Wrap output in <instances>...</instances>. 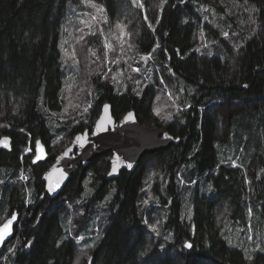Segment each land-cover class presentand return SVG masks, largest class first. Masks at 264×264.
<instances>
[{
	"label": "trees",
	"instance_id": "16d2710c",
	"mask_svg": "<svg viewBox=\"0 0 264 264\" xmlns=\"http://www.w3.org/2000/svg\"><path fill=\"white\" fill-rule=\"evenodd\" d=\"M79 2L0 0V124L9 125L0 127V139L11 140V150L0 152V223L12 211L20 215L0 264H89V257L91 264H264V253L252 252L254 243L242 239L246 230L254 231L253 224L259 238L264 234V174L256 179L264 169V0H248L247 5L238 0L239 7L237 0H198L207 12L193 0H168L162 12L160 0H144L155 32L131 0H95L105 8L108 25L118 20L128 25L136 56L157 41L169 50L170 60L160 50L152 58L163 86L180 94L169 120L154 114L158 84L137 90L129 84L117 92L109 80L101 79L106 62L99 36L84 46L97 47L92 85L82 97L91 106L78 118L75 111H63L66 73L60 44L68 13ZM245 8L256 9L252 19ZM157 15L160 24L153 19ZM104 104L111 105L116 121L134 111L142 126L162 129L180 142L145 156L135 170H122L112 181L106 180L109 155L80 166L51 199L43 191V174L75 135L91 129ZM186 104L192 107L184 110ZM37 139L48 156L32 164ZM26 147L33 151L22 161ZM222 154H230L239 167H232ZM149 168L155 178L147 191ZM22 174L28 177L25 182L19 179ZM245 176L250 184H245ZM207 182L213 183L210 195ZM29 198L32 203L25 207ZM145 219L162 221L160 235L148 229ZM227 228L244 232L229 240ZM77 235L84 240L76 243ZM28 240L33 243L25 248ZM185 241L192 247L185 248ZM13 245L15 255L8 252ZM246 250L253 261L244 259Z\"/></svg>",
	"mask_w": 264,
	"mask_h": 264
},
{
	"label": "rangeland",
	"instance_id": "374dc122",
	"mask_svg": "<svg viewBox=\"0 0 264 264\" xmlns=\"http://www.w3.org/2000/svg\"><path fill=\"white\" fill-rule=\"evenodd\" d=\"M93 16H96L97 19L93 20ZM81 20L87 21L90 27H86L85 24H82L80 22ZM105 20H107L105 13L98 12L90 5L82 4L81 0L78 6L74 7L73 9H70L68 13V19L66 20V24L64 27V36L60 44V49L62 52V66L66 73L63 89V99L65 101L63 111L66 113L70 112V114H72L71 112L75 111V116L76 118H78L85 113V108L89 110V105L91 106V102L86 98L82 99V97L84 96V91L87 89V87L89 89V87L92 85L89 81L91 78L90 72H93L92 69L96 66L94 60H92V57L97 56V47H90L84 50V46H90V42L85 41L90 40L92 42V40L96 36H99L101 37V39L99 40L103 56L105 51V42H108L112 45V49L108 52V62L104 64L103 72L100 73L101 79L109 80L110 83L116 87L117 92H120V90L124 91L129 84H132V86H134L136 90L141 89V85L148 86L158 84L156 87L157 93L154 109L159 108L161 110V114L158 116L161 120H169L166 119V116L168 113L172 114L173 109H177V106L179 107L178 103L176 102L180 94L175 93V90H170L167 86H163V84L160 83V80L162 79L161 73L158 67L152 62V58L146 61L141 60V56L138 57L132 52V48L130 49L128 47V45L130 43L132 44L133 42L132 35L129 36L126 34L123 39H121V30L115 27L116 23L108 25V21L105 22ZM81 37L83 38L81 39ZM65 52H67L69 55L66 56ZM89 53L90 55L86 60H81L84 55H88ZM93 53H95V55H93ZM72 54H74V58H71ZM86 62H88V64H85ZM90 64L91 69H89ZM136 66L140 67L139 74L133 73L131 71L132 67ZM109 69H111L112 71H109ZM104 73H107V79L104 78ZM113 76L116 77V80L120 81L119 84H117L116 81L112 79ZM129 77H133V79H129ZM135 79H139L140 83L136 84L134 82ZM169 92L171 93V98L169 96ZM157 97H159V99H157ZM42 99L43 89L38 98L40 104L42 103ZM53 125L55 127L58 126L57 122H55ZM229 157H231L230 154L221 155L222 159H229ZM227 161L231 162L230 160ZM22 175L26 176L25 174ZM154 175V170L152 168H149L146 178L147 191L151 190L153 186L155 178ZM23 181L25 182V180ZM207 184H211L213 186V183L211 182H207ZM206 190L210 195L212 190L209 191L208 186ZM249 208L251 207L249 206L248 209ZM251 217H249V215L247 216L249 222L252 219ZM252 227L254 231L246 230V233L242 238H247L246 242L254 243V246L251 247V250L255 247L256 243H260V239L264 241V234L261 238H259V236H257L258 234H256V229H254L256 228L254 224L252 225ZM70 228H73L71 224ZM229 231L230 234L228 233ZM226 232L227 233L225 234H227L226 236H228L229 240L232 238L237 240V235H239V233L243 234L244 230H242V228H237L236 230H231L230 228H227ZM249 236L252 237V240L248 239ZM253 237L255 238L253 239ZM244 241H242V243ZM246 244L251 245L250 243Z\"/></svg>",
	"mask_w": 264,
	"mask_h": 264
},
{
	"label": "snow or ice",
	"instance_id": "6c2138e0",
	"mask_svg": "<svg viewBox=\"0 0 264 264\" xmlns=\"http://www.w3.org/2000/svg\"><path fill=\"white\" fill-rule=\"evenodd\" d=\"M185 0H179V3H184ZM194 3H197L198 4V0H193ZM81 3L82 4H86V5H90L92 8L96 9L98 12L100 13H104L105 12V8L102 6V5H99L95 2V0H81ZM168 3V0H160V4H159V9L160 11L162 12L163 9H164V6L165 4ZM244 4L247 5L248 4V0H244ZM131 5L141 11H144L145 14L143 15V20L145 22V24L147 25V28L149 30H151L152 32H155L156 29H155V25L152 23V21L150 20L149 16L146 14V9H145V2L144 0H131ZM236 6H240L239 5V2L237 0V4ZM173 7H175V5H173ZM198 8L200 11H204V12H207L208 11V8L203 5V4H198ZM245 11H249L250 12V16H249V19H252V16H251V13H254L256 11L255 8H252V9H248V8H245ZM93 20H96L97 17L96 16H93L92 17ZM155 20V24H160L161 23V19L159 17V15L155 16L153 18ZM205 19H207V17H205ZM82 24H85L86 27H90V25H88V22L85 21V20H81L80 21ZM105 22H107V20H105ZM132 21L130 20L129 23H131ZM187 22V21H185ZM253 23H255V21L253 20ZM115 27L120 29L121 30V34H120V38L123 39V37L127 34L129 36H131V32H127V29H128V25L127 24H124L122 23L121 21H117L116 24H115ZM222 35L227 38V36L229 35L227 32H223ZM83 37H81L82 39ZM199 38L201 40L205 39V34H204V31L203 29L200 30L199 32ZM135 45L133 44H129L128 47L131 49L133 48ZM204 47H206L207 45H203ZM104 59H105V62H108L107 60V57H108V52L112 49V45L108 42H105L104 44ZM160 50L162 52V54L167 57L169 60L171 59V55L169 54V50L167 48H164L162 47V45L157 41L155 44H153L151 46V49L150 51L146 52L144 55L141 56V60H148V59H151L153 58L154 54L157 53V51ZM200 49L199 48H196L195 51H199ZM191 51V50H190ZM209 55H211V52L208 53ZM65 55L68 56L69 54L67 52H65ZM93 55H95V53H93ZM176 55L177 56H182V53L180 51V49H176ZM186 55V54H184ZM71 58H74V54H72V57ZM99 58V57H98ZM114 62V61H113ZM165 68L167 69L168 73L172 76H175V72L173 71V69L168 66L167 64H165ZM109 71H112L111 69H109ZM131 71L133 73H137L139 74L140 73V67L139 66H136V67H132ZM104 78L107 79V73H104ZM122 75V73H121ZM113 80L116 81L117 84L120 83L119 80H116V77L113 76L112 77ZM129 79H133V77H129ZM136 84H139L140 81L139 79H135L134 81ZM160 83H165L164 79L162 78L160 80ZM245 88L248 87L247 84L243 85ZM139 94V93H137ZM169 96L171 98V93L169 92ZM157 99H159V97H157ZM90 107V105H89ZM192 105L191 104H186L185 107H184V110H187L189 108H191ZM110 108L109 105H104V109L105 110H108ZM87 108L84 109L85 112H87ZM154 113L159 116L161 114V110L159 108L157 109H154ZM172 116L171 113H168L167 116H166V119H170ZM133 117V113L129 112L126 114L125 116V120L127 121L128 119H131ZM79 121H77L78 123ZM9 125H5V124H0V127H8ZM21 131L23 132L24 129H21ZM99 131H106V129L104 128H101L99 124L96 125L95 129H92L91 132L93 135L97 134V132ZM88 136H89V130L86 129L84 132H82L81 134L77 135L73 141L74 144H78V146L80 148H84L85 147V144L86 143H89L90 141H88ZM163 139L164 140H172L173 137L168 135V133H164L163 134ZM178 139V138H177ZM0 148H4V149H9L11 148V144H10V138L9 137H3L2 139H0ZM35 148H36V152H35V155L32 157V164H37V162L41 161V160H44L46 158V153L44 151V147L42 146L41 144V141L39 139L35 140ZM32 148L31 147H26L23 151V154L21 155L20 159L23 161V159L25 158V156H27L30 152H32ZM74 150L72 147H68L64 150V152L59 156L57 157V163L56 165H53V170L58 172L60 177H61V180L60 181H57L56 183H51L49 182L47 187L43 189L44 193L45 194H48V195H51V194H54L57 192V190L60 188L61 186V183L63 182V179L66 178L67 176V173L66 171L64 170V168H60V167H57V165L60 164L61 160H64V159H67V160H72L74 158ZM238 159V158H237ZM120 160V157L119 156H116L114 159H113V162H112V168H111V171L108 172V175L109 176H112L114 175L115 173H117V170L119 168V164L117 163V161ZM229 160L231 161V166L232 167H239V165L236 164V161L235 160H232L231 157H229ZM224 161H221V164H223ZM70 165H66L65 167H68ZM126 167L131 169L133 167V165L131 163H127L126 164ZM217 167H219V165H217ZM207 175V173H205ZM262 174H264V169H261L259 172L256 173V179L257 180H261L262 178ZM179 176V174H177ZM19 179L21 180H27L28 177L27 176H24V175H21L19 177ZM45 180H49V175L46 174L45 177H44ZM183 182V181H181ZM244 182L245 184H250L251 181L247 178V176H245L244 178ZM3 181H0V184H2ZM192 183H196V181H192ZM212 185L209 184L208 185V190L211 191L212 190ZM113 191H115V189H113ZM142 191H145V189H142ZM30 195V194H29ZM110 195L108 197H105V200L107 201L108 199H110ZM32 203V200L29 198V199H26L24 201V204H25V207H27V205L31 204ZM143 203L145 205H147L149 203V200L148 199H145L143 200ZM253 214V210L252 208H249L248 209V215L249 217H251ZM188 219H191V210L189 209V214H188ZM18 220V213L16 211H12L11 212V215L10 217L6 218L3 220L2 223H0V247H3L5 246V242L8 241L9 237L12 236L13 234V226L15 224V222ZM69 223H72V221L70 220ZM143 223L148 227V229L152 232H154L156 235H160V231H159V226L162 224V221L161 220H156L154 223H150L147 219H145L143 221ZM69 235H71V232H69ZM167 238V237H166ZM63 239H67V237H64ZM249 240H252V237L249 236L248 237ZM84 240V236L82 235H77L75 237V241L76 243H80V241H83ZM19 243V241H17ZM32 240H28L23 246L25 248L27 247H30L32 245ZM62 243V240L61 241H57V247H60ZM185 248H191L192 247V244L189 243L188 241H185L184 242V245H183ZM252 252H260V253H264V247L261 246L260 243H256L255 244V247L251 250ZM8 252L11 253L12 255H15V245L11 246L8 248ZM141 256H144L146 255V252H141L140 253ZM4 259H7V257H4ZM91 257H89V264H91ZM244 259L246 261H253L254 257L252 255H249L247 250L245 251V255H244Z\"/></svg>",
	"mask_w": 264,
	"mask_h": 264
},
{
	"label": "water",
	"instance_id": "95a60500",
	"mask_svg": "<svg viewBox=\"0 0 264 264\" xmlns=\"http://www.w3.org/2000/svg\"><path fill=\"white\" fill-rule=\"evenodd\" d=\"M104 105L100 110V114L98 118L96 119L95 123L92 125L91 129L89 130V136L87 139L90 142L86 143L84 148H80L78 144H74L73 141L75 137L81 134L78 133L73 137L69 146L66 147V148L72 147L75 155L72 160H67V159L61 160L60 164L57 165V167L64 168V170L67 173V176L66 178L63 179V182L61 183V186L57 190V192L49 195L51 199H55L59 196V194L62 192L63 188L69 181V179L76 173L77 169L80 166L87 167L93 161L103 156L110 155L109 169H108L109 172L111 171L112 168L113 159L116 156H119L120 160L117 161V163L119 164L117 173H115L112 176H109L108 173L106 175V180L112 181L118 178L119 173L122 170L129 172L135 170L138 164L140 163V161L145 156L152 155L160 151H165L171 145L174 144L177 145L180 142V139H175L173 136H172L173 137L172 140H164L163 134L168 132L162 129L148 128L142 126L138 122L134 111H130L131 113H133V117L131 119H128L126 121L125 120L126 114H125L119 121H116V119L113 117L112 114L111 105L107 104L110 106L108 110L104 109ZM97 124H99L101 128L106 129V131H99L97 132V134L93 135L91 130L95 129ZM168 135L170 134L168 133ZM10 144H11V140H10ZM42 146L44 147V151L46 153V158H47L48 156L47 150L43 144ZM10 150L0 148V152H9ZM64 150L56 156L52 166L43 174L42 182L44 183L45 188L47 187L49 182L54 184L57 181L61 180L59 173L53 170V165H56L57 157H59L64 152ZM35 152H36V148H35ZM127 163H131L133 167L131 169L127 168L126 167ZM66 165H70V166L65 167ZM46 174L49 175V180L44 179ZM19 216L20 215L18 214V220L15 222L13 226L12 236L9 237L8 241L5 242V246L0 247V255L2 254L6 245L14 237V230L19 223Z\"/></svg>",
	"mask_w": 264,
	"mask_h": 264
},
{
	"label": "flooded vegetation",
	"instance_id": "af4514ba",
	"mask_svg": "<svg viewBox=\"0 0 264 264\" xmlns=\"http://www.w3.org/2000/svg\"><path fill=\"white\" fill-rule=\"evenodd\" d=\"M109 160H110V155H109ZM129 172V171H128Z\"/></svg>",
	"mask_w": 264,
	"mask_h": 264
}]
</instances>
